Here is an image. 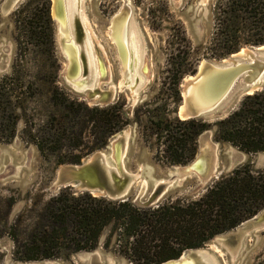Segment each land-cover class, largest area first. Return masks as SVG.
I'll list each match as a JSON object with an SVG mask.
<instances>
[{
    "label": "trees",
    "instance_id": "obj_1",
    "mask_svg": "<svg viewBox=\"0 0 264 264\" xmlns=\"http://www.w3.org/2000/svg\"><path fill=\"white\" fill-rule=\"evenodd\" d=\"M25 9L20 30L26 45L43 46L42 36L51 42L50 0H28L19 11ZM213 15L209 54L220 56L243 43H264V0H215ZM176 48L159 94L135 110V118L143 119V135L155 148V156L169 164L186 163L195 157L201 136L211 130L217 140L228 141L240 150L264 151V88L247 94L237 109L213 122L174 113L181 98V77L194 63L189 47ZM182 51L187 61L179 60ZM16 78L12 74L0 83V90L8 92L9 99L2 107L8 118L10 110H18L19 118L24 114L25 107L13 104L12 96L20 98V92L33 82L26 86ZM37 82L42 91L47 88V99L38 111L41 121L34 126L26 124L22 134H27L44 155L53 156L56 164L81 162L130 122L122 99L90 105L72 97L55 79ZM263 207L264 167L251 160L222 173L198 195L176 194L160 200L152 195L112 198L89 190L75 193L66 186L45 202L32 223L18 217L11 224L15 228L14 254L28 260L89 250L100 244L107 231L104 245L129 263L158 264L188 248L202 246Z\"/></svg>",
    "mask_w": 264,
    "mask_h": 264
},
{
    "label": "rangeland",
    "instance_id": "obj_2",
    "mask_svg": "<svg viewBox=\"0 0 264 264\" xmlns=\"http://www.w3.org/2000/svg\"><path fill=\"white\" fill-rule=\"evenodd\" d=\"M3 1L0 0V83L12 74L17 77L16 81L24 82L26 86L30 81L34 83L32 82L30 87H26L25 91L20 92V98L12 96L13 104L21 103L25 107V112L20 118L16 115L18 110L17 112L11 110L7 112L9 118L4 116L2 107L9 97L6 90H0V264H131L120 253L104 245L107 231L104 232L100 244L89 250H79L70 254L62 252L55 257L28 260L18 259L14 254L15 228L11 224L16 223L18 217H22L27 224L32 223L45 202L65 187L62 186L59 189L53 186L60 166L65 163L56 164L53 156L44 155L36 143L28 140L27 134H22V128L26 124L34 126L41 121L38 111L44 106L47 99L44 91L47 88H43L42 91L37 81L47 80L51 82L55 79L72 97L83 99L86 102L88 100L72 91L63 78L67 65L58 40L56 20L52 11L53 0H50L52 41L49 42L47 36H42L45 44L41 47L31 44L27 46L23 41L26 37L23 36L20 26L22 25L21 19L27 10L25 9L23 12L19 10L28 0H23L8 12L4 11ZM214 1H80L79 8L83 12L87 30L92 38V44L98 57V66L105 70V74L98 79L97 86L99 89H105V87L110 89L115 86L116 82L120 84L122 64L120 63L117 44L110 36L109 28L112 19L125 7V3L130 5L132 16L129 21V36L136 34L140 44L142 51L140 69L144 73V78H140L139 93L135 96L126 87L119 89L117 99L126 102L130 122L119 130L122 131L127 128L117 142L124 150L123 164L130 171L144 175L151 180L158 176L159 181L157 182L162 181V184L178 180L176 184L180 186V191L182 190L180 194L190 193L185 192L186 188L199 181L196 173L187 171L186 165L191 160L178 164L160 161L155 156V148L147 142L143 135V119L135 118V110L140 104L159 94L162 81L170 74V59L172 53L178 51L177 46L180 48L189 47L194 55L193 67L181 77V92L183 78L196 70L200 59L203 57L221 59L243 48L244 45L256 44L243 43L237 50L220 56L209 54V45L215 23ZM77 17L79 19V15ZM88 32H84V38H82L78 30H74L78 43L84 46L85 36H88ZM183 52L179 60L187 61L188 59L183 56ZM82 55H85L84 51ZM131 55L133 57V54ZM259 57L264 58V55H259ZM90 73L89 68L86 69L83 63L81 77H89ZM18 90L20 91L21 88ZM181 101L182 95L178 105ZM110 138L108 143L100 149L109 148ZM201 145L208 147L207 156L210 166L220 165L224 167L230 160L238 159L242 160V163L251 160L257 167H264V151L251 153L240 150L228 141L217 140L213 130L201 136L199 148ZM138 184L139 181L134 185V192L138 190ZM205 189L203 188L194 194L198 195ZM147 190L148 185L146 183L145 187L141 189V196H150V191L147 192ZM176 194L172 192L171 195ZM263 217L264 207L257 212V216L252 220L254 222L252 225L243 224L237 227L235 231H229L227 235L233 233L239 238L236 244L231 245L230 236H227L220 241H215L216 243L213 241L212 245L216 246L220 253L229 260V264H258L259 261L264 260ZM6 221L10 226H7ZM5 226L8 227L7 231L4 230Z\"/></svg>",
    "mask_w": 264,
    "mask_h": 264
},
{
    "label": "water",
    "instance_id": "obj_3",
    "mask_svg": "<svg viewBox=\"0 0 264 264\" xmlns=\"http://www.w3.org/2000/svg\"><path fill=\"white\" fill-rule=\"evenodd\" d=\"M22 1L23 0H4L2 6L4 11L8 12ZM69 1H71L70 8L73 15L72 36L75 37L74 30L77 29L79 35L84 38L83 34L84 32L86 33V31L88 32V28L82 15L83 12L79 8L81 0H68V2ZM52 11L56 20L60 49L67 65L63 73V78L72 91L76 92L80 97L86 98L91 105H104L116 100L120 88L126 87L128 91L132 92L133 96L139 93L138 84L141 81L140 78H144V73L140 69L142 51L136 34L131 36V42H129L130 52L133 54L132 59H130L128 63L130 68H128V66H123L124 68L121 67L124 76L121 84L116 82L115 86L110 89L108 87L99 89L97 86L98 79L103 74L99 71L97 63L98 57L96 56L89 32L88 36H85L87 53H84V56L81 53L80 62L82 66L84 63L86 69L89 68L91 71L90 76L81 77V74L74 76L72 70L69 68L70 60L63 50V34L60 29L56 0H53ZM77 15H79V19ZM133 38L136 39V41H134ZM242 50H244V52H242ZM88 51H91V55L95 57L96 64L94 63L93 57L90 58L87 55ZM135 53L138 55L137 58H139V61L136 58L138 62L135 59ZM259 55H264V43L244 45L243 48L221 59L208 57L200 59L196 70L188 73L182 80V101L176 106L175 114L181 118L200 117L207 122H213L237 109L247 94L264 88V58H260ZM251 57H253V60L250 59ZM122 61L123 60H121V63ZM236 66L241 67V69L244 68V70L238 71L234 68ZM79 79H83V82L79 83ZM223 87L224 90H222ZM219 90L223 92L220 93L218 97L216 95L219 93ZM126 130L127 128L111 135L108 149H97L86 155L79 163H65L61 165L53 186L59 189L62 186H71L76 193L89 190L95 195H103L112 198H125L128 196L137 198L141 196V189L145 187L146 183L148 185L147 192L150 191V195L154 196L157 200L171 195L172 192L177 194L182 193V190L180 191L179 189L180 186L176 184L178 180L162 184V181L157 182L159 181L158 176H155V179L151 180L148 177H144V175H138L130 171L126 165L123 164L124 150L123 147L118 144L119 142H117V140H119L120 136H122ZM208 153V147L201 145L195 157L186 165V167H188L187 171L196 173L199 177V181L187 187L185 192L198 193L199 190L205 189L210 182H213L215 178H218L222 173L242 163V160L236 159L230 160L224 167L220 165L210 166L207 156ZM201 157L205 158V166L202 169L192 166L193 163ZM137 181H139L138 190L134 192V185ZM173 189H175V191H173ZM256 216L257 213L242 221L236 227L216 235L202 246L188 248L184 250L180 256L162 261L158 264L180 261L188 257L193 258L194 264H229V260L226 259L212 243L230 236L229 241L231 245L236 244L239 238L233 233L227 235L229 231H235L237 227L243 224L246 226L252 225L254 223L252 220Z\"/></svg>",
    "mask_w": 264,
    "mask_h": 264
},
{
    "label": "bare ground",
    "instance_id": "obj_4",
    "mask_svg": "<svg viewBox=\"0 0 264 264\" xmlns=\"http://www.w3.org/2000/svg\"><path fill=\"white\" fill-rule=\"evenodd\" d=\"M70 6H71V1L68 2V0H56L58 18L60 21V29L63 34V42H62L63 50L66 52L70 60L69 68L72 70L74 76H76L78 74L82 75L83 73V66L80 62L81 53L84 51V53L86 54L87 48L85 46V43H84V46L81 45L80 43H78L79 41H77V39L72 36L73 35V15H72ZM131 13L132 11H131L130 5L125 3V7L117 15H115L114 18L112 19V22L109 28L110 36H112V39H114V41L117 44L120 60H123L122 63L121 62L120 63L124 64L122 65V67L128 66V68H130L129 67L130 65L128 63L130 62V59H132V55H131L130 48H129V42H131L130 40L131 36H129V24H130L129 21H130V17L132 16ZM242 52H244V50H242ZM91 54H92L91 51H88L87 55L90 58L93 57ZM137 56H138L137 53H135L136 58ZM94 58L95 57H93V60H94V63L96 64ZM252 58L253 57H251L250 59L253 60ZM137 59L139 61V58ZM234 68H236L238 71L244 70V68L241 69V67H237V66ZM99 71L102 72V74H105V70H103L102 68H99ZM121 74H122V78H121V81H122L124 78L122 71H121ZM121 81H120V84H121ZM78 82L79 83L83 82V79H79ZM222 90H224V87L222 88ZM222 90H219V93L216 96L218 95L220 96V93L223 92ZM192 166H196L197 168L202 169L205 166V158H202V157L198 158L193 163ZM166 264H194V261L192 257H188L180 261L167 262Z\"/></svg>",
    "mask_w": 264,
    "mask_h": 264
}]
</instances>
